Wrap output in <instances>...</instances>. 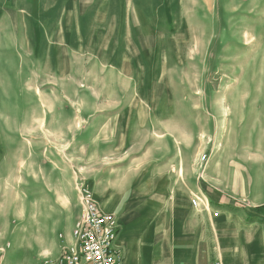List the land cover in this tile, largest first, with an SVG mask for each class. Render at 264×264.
I'll use <instances>...</instances> for the list:
<instances>
[{
  "label": "rangeland",
  "instance_id": "rangeland-1",
  "mask_svg": "<svg viewBox=\"0 0 264 264\" xmlns=\"http://www.w3.org/2000/svg\"><path fill=\"white\" fill-rule=\"evenodd\" d=\"M82 185L170 240L264 208V0H0V264L57 258Z\"/></svg>",
  "mask_w": 264,
  "mask_h": 264
},
{
  "label": "crops",
  "instance_id": "crops-1",
  "mask_svg": "<svg viewBox=\"0 0 264 264\" xmlns=\"http://www.w3.org/2000/svg\"><path fill=\"white\" fill-rule=\"evenodd\" d=\"M223 203L225 207L215 206L213 212H195L192 218L179 212L177 216L182 218V231L172 240L161 230L153 233L152 223L144 222V228H136L139 224L133 221L134 210L127 206L122 215L118 217L116 214L120 224L118 244L123 249L124 264H264V208L233 210L228 209L226 200ZM192 207L197 208L193 204ZM119 209L116 206V212ZM217 211L220 212L218 216L215 215ZM78 218L62 240L63 246L74 243L73 229ZM192 222L198 229L202 252L197 253L192 248L191 253L184 254V244L195 238L188 230Z\"/></svg>",
  "mask_w": 264,
  "mask_h": 264
},
{
  "label": "built area",
  "instance_id": "built-area-1",
  "mask_svg": "<svg viewBox=\"0 0 264 264\" xmlns=\"http://www.w3.org/2000/svg\"><path fill=\"white\" fill-rule=\"evenodd\" d=\"M80 193L82 208L73 229L74 243L64 245L57 258L40 264H124L123 249L118 244V218L105 212L87 187L82 185ZM204 201L206 197L195 196L192 204L198 207Z\"/></svg>",
  "mask_w": 264,
  "mask_h": 264
}]
</instances>
